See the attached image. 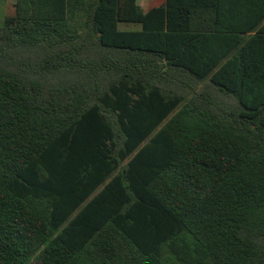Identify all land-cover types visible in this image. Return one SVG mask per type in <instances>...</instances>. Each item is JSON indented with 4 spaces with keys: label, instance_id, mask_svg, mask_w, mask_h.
Segmentation results:
<instances>
[{
    "label": "trees",
    "instance_id": "1",
    "mask_svg": "<svg viewBox=\"0 0 264 264\" xmlns=\"http://www.w3.org/2000/svg\"><path fill=\"white\" fill-rule=\"evenodd\" d=\"M15 7L0 264H264V0Z\"/></svg>",
    "mask_w": 264,
    "mask_h": 264
},
{
    "label": "crops",
    "instance_id": "2",
    "mask_svg": "<svg viewBox=\"0 0 264 264\" xmlns=\"http://www.w3.org/2000/svg\"><path fill=\"white\" fill-rule=\"evenodd\" d=\"M15 3H10L9 5V11H8V15L6 16V19L8 17H13L16 15V7H15ZM166 3V0H139V4L140 6L143 8V10L145 12H148L149 10H151L154 7H160L162 5H164ZM5 19V21H6ZM139 26H124L123 29H139Z\"/></svg>",
    "mask_w": 264,
    "mask_h": 264
},
{
    "label": "rangeland",
    "instance_id": "3",
    "mask_svg": "<svg viewBox=\"0 0 264 264\" xmlns=\"http://www.w3.org/2000/svg\"><path fill=\"white\" fill-rule=\"evenodd\" d=\"M13 2H16V0H0V26L5 24V19L9 11V5Z\"/></svg>",
    "mask_w": 264,
    "mask_h": 264
}]
</instances>
